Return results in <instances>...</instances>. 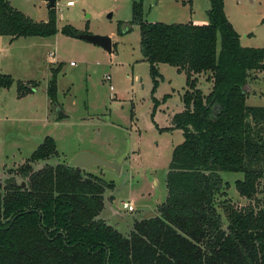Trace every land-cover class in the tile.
<instances>
[{
	"label": "trees",
	"instance_id": "16d2710c",
	"mask_svg": "<svg viewBox=\"0 0 264 264\" xmlns=\"http://www.w3.org/2000/svg\"><path fill=\"white\" fill-rule=\"evenodd\" d=\"M209 2L204 25L148 23L143 0L133 3L132 23L140 27L154 89L159 64L185 73L189 88L183 111L166 129L181 130L184 141L173 149L168 196L158 216L135 220L127 236L99 219L105 190L113 184L65 163L35 170V164L60 157L48 136L17 169L22 183L15 176L0 178V264H264V107L246 104L254 93L251 82L264 71V48L244 47L225 0ZM58 32L55 9L38 23L0 0V36L15 41ZM61 33L79 38L70 26ZM60 71L52 70L47 87L53 105ZM203 73L213 83L209 95L197 87L195 76ZM13 84L0 73V89ZM30 85L18 82V96L34 93L38 84ZM225 172L242 173L236 190L255 200L243 208L221 202L227 225L217 203L230 188L221 176Z\"/></svg>",
	"mask_w": 264,
	"mask_h": 264
},
{
	"label": "rangeland",
	"instance_id": "374dc122",
	"mask_svg": "<svg viewBox=\"0 0 264 264\" xmlns=\"http://www.w3.org/2000/svg\"><path fill=\"white\" fill-rule=\"evenodd\" d=\"M8 1L35 22L48 20L50 9L44 0ZM71 1L73 6H68ZM139 1L57 0L54 8L57 35L15 41L0 36V73L14 80L11 88L0 89L1 180L15 176L22 183L17 169L48 136L55 140L60 157L35 164V170L46 165H70L74 153L84 149H100L108 155V150L124 149L128 155L120 172L93 167L85 173L113 184L112 189L105 190V208L100 218L126 236L135 220L153 213L167 199L166 175L173 149L184 141V135L181 130L166 129L171 128L172 117L183 111V95L189 89L185 73L167 64L157 66L161 76L154 89L150 64L141 52L140 27L132 23L133 3ZM252 1L253 7L236 8L237 19L250 33L242 43L264 48V0ZM205 2L195 3V10L201 16L206 15ZM143 7L145 22L165 24L189 23L193 9L190 3L182 5L178 0H143ZM66 26L76 29L79 35L111 37L115 45L113 52L63 35L61 30ZM60 67L58 103L50 105L47 87L52 70ZM107 75L112 77L111 83L105 81ZM256 75L251 83L256 95L250 94L246 104L264 107V71ZM195 77L198 89L209 95L213 88L208 79L210 73ZM20 81L29 86L35 82L38 87L34 93L19 97ZM60 112L69 117L60 118ZM221 176L230 184L224 190L225 195L217 198L219 212L227 225L221 202L229 200L243 208L254 205L255 200L241 197L236 190L235 182L243 180L242 173L225 172ZM261 198L259 194L256 200ZM124 202L131 203L135 211L125 209Z\"/></svg>",
	"mask_w": 264,
	"mask_h": 264
},
{
	"label": "crops",
	"instance_id": "0c3cea01",
	"mask_svg": "<svg viewBox=\"0 0 264 264\" xmlns=\"http://www.w3.org/2000/svg\"><path fill=\"white\" fill-rule=\"evenodd\" d=\"M182 3V5H185L187 3H190V6H193V9H191V13L192 15L190 16V19L188 22H193L194 24L196 25H204V24H208L209 22V17H208V10H209V0H205L206 2V5L204 6L205 7V10H206V15H200L199 13L196 12L195 10V6H196V0H189V1H185V0H178ZM253 1L252 0H225V13L229 19V21L232 23L233 27L235 28V30L239 33V35L241 36V44L244 46V47H247L249 45H244L242 42H243V39L248 37L249 34H247V31L246 29H244V25L241 24L239 22V19H237V14H236V8L239 7L240 5H245L246 7H253ZM245 19L247 20V17H245ZM111 38V37H110ZM11 39V38H10ZM112 39V38H111ZM112 43H113V39H112ZM94 45V44H93ZM97 46V45H96ZM99 47V46H98ZM251 47V45H250ZM252 48V47H251ZM102 49V48H101ZM114 49H112V52H113ZM73 63V62H72ZM71 63V64H72ZM254 81V80H253ZM252 81V82H253ZM251 82V83H252ZM253 94V93H252ZM251 94V95H252ZM254 95H256V93L254 92ZM250 95L247 96V99L249 98ZM246 103H247V100H246ZM50 105H52L51 101H50ZM252 107H257V106H252ZM65 114V113H64ZM68 116V115H67ZM69 117V116H68ZM57 145V144H56ZM82 151H89V152H93L105 159H108V160H111V161H117L118 158H120V156H122L124 154V149L123 150H108V153H103L100 149H94V148H91V149H84V150H80V151H76L73 155V157L82 152ZM128 155V153H127ZM126 155V157H127ZM125 157V159H126ZM124 159V160H125ZM124 162V161H123ZM167 176V175H166ZM160 205L157 206V208L159 207ZM105 208V207H104ZM157 208L155 211H157ZM99 219L101 220H104L102 218H100L99 216ZM144 219V218H142ZM105 221V220H104ZM106 222V221H105ZM107 223V222H106ZM134 224V223H132ZM115 228V227H114ZM116 229V228H115Z\"/></svg>",
	"mask_w": 264,
	"mask_h": 264
},
{
	"label": "water",
	"instance_id": "95a60500",
	"mask_svg": "<svg viewBox=\"0 0 264 264\" xmlns=\"http://www.w3.org/2000/svg\"><path fill=\"white\" fill-rule=\"evenodd\" d=\"M56 1L57 0H50L48 8L54 9L56 7ZM109 18H112V14L109 15ZM79 39L85 40L91 44L97 45L103 49H105L108 52H112L113 49V43L112 39L109 36H102V35H94V34H80ZM60 118H67V115H65L63 112H60ZM128 151L124 153L120 158L117 159V161H111L108 159H105L93 152L89 151H82L78 154H76L73 159L71 160L70 166L81 168L84 170H90L93 167H105L109 169H114L118 172L121 171V165L127 155ZM22 187H25V183L22 184ZM158 216L157 211H154L153 213L147 215L144 217V219H149Z\"/></svg>",
	"mask_w": 264,
	"mask_h": 264
},
{
	"label": "built area",
	"instance_id": "2783aa9c",
	"mask_svg": "<svg viewBox=\"0 0 264 264\" xmlns=\"http://www.w3.org/2000/svg\"><path fill=\"white\" fill-rule=\"evenodd\" d=\"M44 1H46L48 4H49V2H50V0H44ZM56 6H57V1H56ZM68 6H73V2H72V1H71V2H68ZM50 56L53 57V58H55L56 55L53 54V53H51ZM71 65H74V63H72ZM104 79H105V81L108 82V83H111V81H112V77H111L110 75L105 76ZM110 89H111L112 91L114 90V86H112L111 84H110ZM123 207H124L125 209H127L128 211H130V212L135 211L134 208H133V205H132L131 203H129V202H124V203H123Z\"/></svg>",
	"mask_w": 264,
	"mask_h": 264
}]
</instances>
